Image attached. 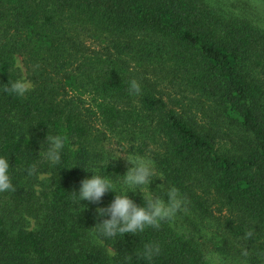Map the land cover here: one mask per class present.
<instances>
[{"label": "trees", "instance_id": "trees-1", "mask_svg": "<svg viewBox=\"0 0 264 264\" xmlns=\"http://www.w3.org/2000/svg\"><path fill=\"white\" fill-rule=\"evenodd\" d=\"M21 77L24 97L5 90ZM57 134L53 167L41 153ZM111 137L140 155L158 144L157 171L187 210L212 215V200L236 215L231 246L264 264V28L209 0H0V155L14 184L0 192V264H215L175 218L97 242L95 209L115 194L81 205L72 192L94 171L119 194Z\"/></svg>", "mask_w": 264, "mask_h": 264}, {"label": "clouds", "instance_id": "clouds-1", "mask_svg": "<svg viewBox=\"0 0 264 264\" xmlns=\"http://www.w3.org/2000/svg\"><path fill=\"white\" fill-rule=\"evenodd\" d=\"M33 88V84L27 78L21 77L6 86V91L17 97H24ZM133 89L138 90L135 83ZM47 148L42 151L41 156L50 166L55 167L62 161L63 152L67 144L66 136L62 134L46 135ZM125 159L130 165L122 178V187L119 194L116 192V184L109 175L94 171L92 175L80 182L78 191H73L79 203L87 201L89 204L100 205L103 197L108 193H114L112 201L103 207L95 209L96 220L94 236L99 243L114 239L119 236L136 235L149 227H158L161 222L173 220L184 208V200L175 186L168 187L162 195H154L151 185L154 180L159 179L155 162L149 155L117 154L108 161ZM12 167L9 157L0 155V192L14 191ZM35 172V167L29 170V174ZM148 187L147 192L144 191ZM142 194V203L138 204L129 193ZM82 205V204H81ZM88 206V205H84ZM159 253L157 245H147L143 255L147 259ZM109 256L114 255L111 250Z\"/></svg>", "mask_w": 264, "mask_h": 264}, {"label": "rangeland", "instance_id": "rangeland-1", "mask_svg": "<svg viewBox=\"0 0 264 264\" xmlns=\"http://www.w3.org/2000/svg\"><path fill=\"white\" fill-rule=\"evenodd\" d=\"M212 4L222 8L225 12L244 17L254 22L257 26L264 28V2L261 0H209ZM23 66V61L20 62ZM174 91V90H172ZM112 143L110 148L117 155L121 152L124 154H136L132 152L131 147L125 141H118L117 137H111ZM222 149L224 145L220 146ZM158 144H153L151 149H148L147 155L152 158L153 152L157 150ZM145 154V155H146ZM137 155H140L137 153ZM123 164L125 172L130 165L125 159H119ZM159 173V172H158ZM169 186L159 173V179L153 181L151 190L154 195H162ZM149 188L146 186L144 191L147 192ZM184 200V199H183ZM185 202V200H184ZM212 215H201L196 212L184 208L177 214L175 221L186 230L196 231L199 241L206 249L209 257L215 264H252L250 261V252L248 250H241V246L232 245L231 237L228 233L227 223L229 220L237 219L236 215L228 210L221 209L219 204L209 203Z\"/></svg>", "mask_w": 264, "mask_h": 264}]
</instances>
